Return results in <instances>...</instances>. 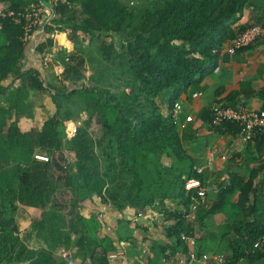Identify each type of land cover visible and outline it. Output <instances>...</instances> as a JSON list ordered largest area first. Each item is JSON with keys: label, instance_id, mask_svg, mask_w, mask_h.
<instances>
[{"label": "trees", "instance_id": "1", "mask_svg": "<svg viewBox=\"0 0 264 264\" xmlns=\"http://www.w3.org/2000/svg\"><path fill=\"white\" fill-rule=\"evenodd\" d=\"M34 1L0 0V264H68L65 257L73 247L74 254L84 252L86 264H109L115 246L103 232L101 218L79 211L93 196L119 211L131 208L135 216L154 203L163 205L160 214L168 222L165 233L170 243L157 250L167 261L169 248L187 259L183 237L190 236L197 258L224 253L223 264H264V129L244 142L243 155L237 154L253 166L243 173L227 171L224 183L213 185L219 187L214 196H198L205 186L203 174L185 152L177 113L173 115L181 95L215 70L226 43L250 24L264 26V4L252 0L49 3L56 23L43 26L33 51L42 63L53 44L72 43L70 51L61 49L51 56L61 66L60 79L74 85L67 90L46 85L45 69L42 76L39 68H21L25 44L20 14ZM247 7L254 9L257 19L239 23ZM61 22L70 23L68 31ZM109 34L121 37L118 49L107 39ZM89 69L124 83L123 92L82 82ZM8 79L17 84L2 85ZM29 90L47 92L54 105L40 127L26 124L32 116L25 101ZM210 105L200 113L206 130L238 137L236 122L210 123ZM74 107L85 111L87 118L67 138L65 148L63 128L74 118ZM95 145L102 146L109 161L104 170ZM34 153L47 159H35ZM190 180L196 184L186 186ZM232 200L228 225L207 224ZM165 201L174 204L165 207ZM14 212L23 216L25 227L40 242L38 247L29 248L19 239ZM160 259H149L148 264H159Z\"/></svg>", "mask_w": 264, "mask_h": 264}, {"label": "crops", "instance_id": "2", "mask_svg": "<svg viewBox=\"0 0 264 264\" xmlns=\"http://www.w3.org/2000/svg\"><path fill=\"white\" fill-rule=\"evenodd\" d=\"M264 4V0H252ZM264 9V6H263ZM257 19L252 7H247L239 23ZM41 34H36L31 41L40 40ZM31 43V42H30ZM60 45L67 47L69 41L63 40ZM30 56L21 67H36L41 70V64L30 50ZM23 56V57H24ZM12 80V79H11ZM198 91L199 95L191 97V92ZM264 40H259L243 47L233 54L223 49L218 55L216 69L211 72L201 84L189 88L179 98L180 110L176 114L177 132L181 137L182 146L193 160L197 171H201L205 185H218L224 181L227 171L243 173L251 168L253 162L240 158L245 152V143L238 137H231L228 133H217L206 130L201 122L200 113L212 103L227 106L241 105L247 109H257L264 103ZM196 182L187 181L186 186H193ZM207 196H214V192H207ZM173 202L165 201V207H172ZM100 209L103 222V232L113 241L115 250L113 257H108L109 264H148V260L158 261L157 247L169 244L165 228L168 222L163 220L160 211L163 205L154 203L138 216L133 215L132 209L125 207L116 210L109 206H95ZM233 212V200L225 204L219 213L227 219ZM213 215L212 217H214ZM114 219L117 222L112 224ZM211 217L208 220H210ZM228 220V219H227ZM171 252L169 264H181L185 261L177 250L169 248ZM155 258V259H154ZM190 264H212L211 261L196 258Z\"/></svg>", "mask_w": 264, "mask_h": 264}, {"label": "rangeland", "instance_id": "3", "mask_svg": "<svg viewBox=\"0 0 264 264\" xmlns=\"http://www.w3.org/2000/svg\"><path fill=\"white\" fill-rule=\"evenodd\" d=\"M124 2H126L127 4H136V5H142L143 2L139 1V0H123ZM46 6H49L48 1H45ZM54 13H52L51 11H47V15L48 16V21L50 23H56L55 21H53L54 19ZM70 23L69 22H61V28H64L65 30L67 29V31L70 28ZM32 39V38H31ZM31 39L28 41L27 44H25V48H24V53L27 56H30L29 54L31 53L30 50L33 52L34 54V47L37 45V42H33L31 41ZM107 39L112 40L113 42V46L114 48L118 49L119 45H120V40L121 37L119 35L116 34H109L107 36ZM31 42V43H30ZM68 46V49L66 46H64V44L61 46L59 42H56L55 44L52 45V47L50 48V51H52V54L54 55V53L56 51H59L61 49H64L65 52H68L72 49V43H70ZM91 50H95L93 48H91ZM52 56V55H51ZM51 56H44V60L42 61L41 64V73L42 76L45 74H43L44 69L47 71H45L47 74V80H46V85L48 84H52L54 87L56 88H62V86L66 87L67 90L71 89L72 87H74V85H70L68 82L62 81L60 78V64L57 62V58L56 57H51ZM35 57H37L35 55ZM28 58L31 57H23L21 59V61H23L24 63L27 61ZM32 59V58H31ZM22 63V62H21ZM26 66H23L21 68H25ZM52 73V74H50ZM84 83H88V84H94V83H98L108 89H110L111 91L117 92V93H122L123 92V85L124 83H118L115 82L112 77L106 75V73L104 74H99L96 70H86L85 72V78L82 81ZM16 82H12L11 79H8L4 82H2V85L6 86L7 88H10L12 85H16ZM64 89V88H63ZM50 93H54L53 89L49 90ZM25 101L27 103H30L31 105V111H32V116L30 120L26 121V124L28 125L29 123L34 124L37 127H40L41 122L43 120H45L49 115H51L54 112V105L51 101L50 95L43 91V92H37V91H33V90H29L26 93L25 96ZM0 104L2 103L1 97H0ZM74 118L72 119V121L68 122L64 128L63 131L65 133V137H64V147L66 148L67 144H66V140L67 138H69L74 129L77 128L78 126H82L84 124V120L87 118V113L85 111L82 110H77L74 107ZM90 134L97 138L98 133L96 131H92L91 129L89 130ZM103 148L102 146H97L95 145V153L98 155L99 157V162H100V169L104 170L105 164H107L109 161L104 159L103 157ZM108 186H113V185H109V183H107ZM109 206V203L107 204H103L99 201V199L95 196L92 197V200L90 201H85L83 203V205L79 208V211L83 214V215H89L90 212H93L94 214H96L99 218H101V212L100 209H97L95 206ZM111 207V206H109ZM229 211V210H228ZM230 213L227 214L230 215L232 213V211H229ZM14 216V221L16 223V233L19 237V239L26 244L29 248L32 247H38L40 245V242L35 238L34 234L29 232L28 229L25 227L24 225V218L23 216L19 215L18 212H14L13 213ZM229 217H227V219H224L223 215H215L214 217L211 216V219L207 221V224H217V225H228L229 224ZM112 222L113 225H115L114 222H117L116 219H114ZM104 228H102L103 230ZM196 235H198V233H195ZM74 236H72L73 238ZM74 251V247L72 249V251L70 250V253L68 256H66V262L68 264H86V260L85 256H84V252L79 250L77 252H75V254L73 253Z\"/></svg>", "mask_w": 264, "mask_h": 264}, {"label": "built area", "instance_id": "4", "mask_svg": "<svg viewBox=\"0 0 264 264\" xmlns=\"http://www.w3.org/2000/svg\"><path fill=\"white\" fill-rule=\"evenodd\" d=\"M48 3H55L57 1L64 0H47ZM47 10L43 0H37L31 2L28 6V9L20 14L23 19V34L21 40L24 44H27L28 41L36 34L40 33L43 26L48 21ZM15 21H19V18H15ZM259 40H264V26L254 23L245 27L239 33H237L228 43L223 46V50L229 54H233L235 51L249 46ZM52 51L45 53L46 56H51ZM216 69V68H215ZM199 95L198 91L191 92V97H196ZM264 99V98H263ZM264 102V101H263ZM181 108L179 102L174 104L173 115H175ZM234 121L240 127L238 138L242 142H247L254 138V136L264 129V108L260 109H247L241 105L237 106H227L223 104H212L210 105V123L212 125H218L223 121ZM33 157L38 160H46L47 157L44 154L34 153ZM224 183V181H223ZM219 187L213 185H205L203 188L197 191L198 196H203L207 192H215ZM196 207V202L191 206V209L194 210ZM186 244V256L187 259L181 264H190L197 257L195 255V240L190 236L183 237ZM108 257H113V254L110 253ZM202 259L211 260L215 264H223L225 260L224 253H210L203 254ZM159 264H168L166 258L162 257L159 261Z\"/></svg>", "mask_w": 264, "mask_h": 264}]
</instances>
